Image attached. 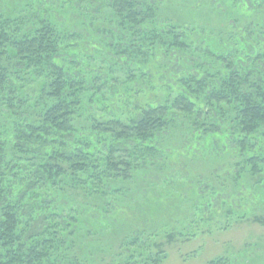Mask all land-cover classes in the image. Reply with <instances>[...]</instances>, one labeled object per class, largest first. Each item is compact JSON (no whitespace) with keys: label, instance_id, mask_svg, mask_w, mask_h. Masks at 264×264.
<instances>
[{"label":"trees","instance_id":"obj_1","mask_svg":"<svg viewBox=\"0 0 264 264\" xmlns=\"http://www.w3.org/2000/svg\"><path fill=\"white\" fill-rule=\"evenodd\" d=\"M99 1L112 14L110 21L117 29L111 46L123 63L148 53L154 59L152 54L163 45L165 53L198 55L202 75L179 78V97L163 106L149 107L128 121L101 120L89 108L111 99L101 90L116 78L79 66L76 46L82 36L68 23L58 22L50 6L32 22L28 17L0 15V264H80L86 251L77 237L68 242L61 231L52 234L50 229L64 219L55 207L65 199L60 194L84 196L94 211L97 204L110 208L109 195L124 193V185L142 167L137 161L158 150L156 139L172 121L171 108H181L187 115L194 112L190 128L194 140L189 142L210 154L228 138L245 137L243 144L264 131V69L258 66L264 57L263 32L257 29L263 39L249 42L230 23L228 37H220L221 32L205 36L195 26L162 20L158 3L152 0L63 4L69 13L83 16L79 5L87 9ZM229 1L234 11L246 15L264 8V0ZM110 88L115 91L118 86ZM81 117L83 123L77 124ZM258 141L256 153L248 159L249 172L254 183L264 184V167H259L264 162V133ZM189 144L182 147L190 148ZM173 170L171 166L167 171ZM145 240L144 233L132 229L109 249L110 254L127 264L159 263L161 245L153 244L156 254ZM72 254L77 259L71 260ZM143 257L144 263L138 260ZM210 264L227 263L219 258Z\"/></svg>","mask_w":264,"mask_h":264},{"label":"rangeland","instance_id":"obj_2","mask_svg":"<svg viewBox=\"0 0 264 264\" xmlns=\"http://www.w3.org/2000/svg\"><path fill=\"white\" fill-rule=\"evenodd\" d=\"M152 1L158 3L162 20L195 26L205 36L221 32L220 37H228L230 23L249 42L262 38L257 29L264 33L261 7L254 15H246L234 11L229 0ZM49 6L58 22L68 23L73 32L82 36L76 46L80 49L76 55L79 66L116 78L101 90L111 99L104 105L98 101L90 106L96 118L128 121L149 107L176 100L182 89L179 81L185 74L202 75L198 72V55L182 51L184 58L179 51L165 53L163 45L152 54L154 59L148 53L143 59L135 57L130 64L123 63L111 46L113 30L117 28L110 21V9L102 1L93 2L87 9L79 5L84 13L81 16L80 12L69 13L63 0H0V15L28 17L32 22ZM258 66L264 69V57ZM96 83L100 85V79ZM113 85L118 89L109 91ZM171 111L172 121L156 139L158 150L137 161L142 167L124 185V193L109 195L110 208L97 204L94 211L84 196L60 194L65 199L55 207L64 219L62 224H51L52 234L61 231L68 242L77 237L81 249L86 251L80 264H127L114 260L109 249L132 229L144 233L147 247L153 246L156 254L158 249L153 244L161 245L163 256L155 264H210L219 258L227 264H264V184L254 183L248 162L264 131L248 137L243 144L241 139L245 137L235 141L228 138L227 146L218 144L210 154L190 143L194 140L190 129L194 112L187 115L178 107ZM76 123L82 124V117ZM182 143H190V148L184 149ZM180 146L182 149L177 151ZM171 166L175 170L167 171ZM259 167L263 168L264 162ZM74 255L71 260L76 258ZM146 259L138 260L144 263Z\"/></svg>","mask_w":264,"mask_h":264}]
</instances>
